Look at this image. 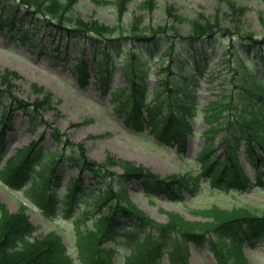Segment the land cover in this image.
<instances>
[{
    "label": "trees",
    "instance_id": "16d2710c",
    "mask_svg": "<svg viewBox=\"0 0 264 264\" xmlns=\"http://www.w3.org/2000/svg\"><path fill=\"white\" fill-rule=\"evenodd\" d=\"M77 1L0 0V30L10 31L22 39L29 37L32 42L40 35L56 50L70 39L86 40L97 67L96 87L103 95L109 93L113 109L121 113L124 126L135 133L147 131L159 143L174 146L178 153L186 151L188 136L195 135L191 120L203 122L205 127L196 133L203 140L202 149L196 156L199 170L195 175L188 171L183 177L164 179L142 165L111 155H107L103 163H96L87 156L83 145L64 141V133L53 131L59 141L75 148L77 154L74 157L61 150L42 149L32 141L31 145L22 147L7 159L0 177L12 188L20 189L30 175L31 184L27 189L33 194L36 191L43 194L45 214L53 216L56 212H64L73 215L75 221L90 220V227L82 225L83 228L76 229L77 246L85 253L86 264H116L102 244L117 240L115 231L121 221L135 228L151 227L157 231L135 241L124 264H157L155 260L162 253L166 254L169 264H188L190 244H206L220 264H248L241 252V244L255 246L264 238V213L258 215L246 207L224 210L213 206L195 211L203 222H187L177 214H170L168 222L161 225L129 204L126 189L134 181L141 182L143 192L149 197L164 195L173 202L183 200L184 190L194 192L198 189L202 177L209 179L212 186L241 190L254 181L264 185V171L260 166L264 162L263 17L260 16L259 33L245 31L240 26L245 10L229 2L227 13L219 11L211 17L198 14L195 19H185L176 7L168 6L163 23L145 24L137 16L129 26L110 27L96 19L85 21L73 14ZM95 2L99 5L107 3L104 0ZM111 2L120 21L131 0ZM139 7L152 12L154 0H143ZM219 40L226 44L216 46ZM159 49L162 52L157 56ZM216 50L221 54L213 64L210 58ZM113 51L122 55L121 60L112 59ZM248 53L258 55L260 65L254 59L252 64L247 62ZM156 61L157 71L150 74L152 62ZM115 66L120 67L126 81L118 90L110 87V69ZM78 67L83 87L88 84L87 67L84 61ZM151 77L156 79L154 86H149ZM19 78L11 70L0 71V158L5 133L12 127L13 112L25 116L27 132L31 133L40 125L43 111L52 110V93L35 84L31 85L38 96L35 102L18 97L15 82ZM202 79L208 84L202 83ZM201 86L219 89L216 98L201 104ZM88 121L71 125V128ZM223 131L225 137L219 143L225 151L219 154L215 141ZM241 154L256 168L255 180L245 177L240 167ZM54 159L77 169V176L66 182L60 206L56 205L60 176L54 172ZM83 176H88L84 186ZM90 185L97 186L96 193L87 200L84 194ZM74 210L79 211L74 215ZM35 232L25 207L12 214L0 201V264L74 263L58 233L35 238ZM212 232L217 233V238L214 236V240H209ZM169 233L181 236L182 253L164 251ZM158 264H161L160 260Z\"/></svg>",
    "mask_w": 264,
    "mask_h": 264
},
{
    "label": "rangeland",
    "instance_id": "374dc122",
    "mask_svg": "<svg viewBox=\"0 0 264 264\" xmlns=\"http://www.w3.org/2000/svg\"><path fill=\"white\" fill-rule=\"evenodd\" d=\"M95 1L100 0H78L73 6V14L85 21L93 18L110 27L117 24L125 27L129 26L133 17L137 16L141 17L145 24L150 22L153 24L163 23L166 18L165 8L168 6L176 7L185 19H195L198 14L211 17L218 14L219 11L220 13H227V3L230 2L245 10L240 22L241 28L245 31L259 33L261 31L260 16L264 19V2L262 0H154L155 8L152 12L142 10L139 7L143 0H131L120 21L117 20V12L111 2L113 0H104L107 3L100 5ZM12 39H16V41ZM25 44L26 47L34 46V48L28 47L29 49L24 51L21 47ZM225 44V41L219 40L216 46ZM54 48V45H51L45 37L40 35L32 42L28 37L21 39L10 32H0V71L11 70L19 75L20 78L15 82L17 96L26 102H35L38 96L33 93L32 84L39 88L42 87L47 92L52 93L53 96L52 110L43 111L42 119L39 121L41 122L40 125H37L31 133L27 132L28 125L25 116L13 112L10 122L12 127L5 133L6 136L4 137L5 146L0 158V170L5 168V162L11 155L16 154L17 150L22 149V147L31 145L32 141H36L42 149L51 152L61 150L63 154L66 153L74 157L77 154L75 148L64 143L65 140L73 145H83L87 156L96 163H103L107 155H111L117 159L133 161L139 166L142 165L164 179L183 176L189 167L191 169L198 168L199 164L195 160V156L202 145V138L198 135L189 138L185 153L177 154L174 147L157 143L147 132L135 133L124 126L121 113L113 109L109 93L103 95L100 93V89L96 87L97 67L91 59V47L86 40L70 39L67 43L60 44L59 49ZM161 51L162 49H159L157 55ZM220 54V50H216V53L211 56L210 59L213 64L217 63ZM121 56L117 52H112V59L116 62L121 60ZM253 59L260 65L258 55L247 54L245 57V60L251 64ZM82 61L87 67L90 78L89 83L83 87L78 72V66ZM152 64L153 67L149 71L154 74L157 71L156 62H152ZM110 71L112 89L123 88L126 81H124L120 67L115 66ZM215 80L220 81L219 78H215ZM202 83L208 84L205 80ZM149 84L150 86L156 84L155 77L150 78ZM226 87L229 88L230 86L226 84ZM218 91L219 89L213 87L201 86L199 92L201 104L215 99ZM84 120L89 121L71 128V125L81 123ZM204 125L200 120H191V126H193L195 133L202 130ZM53 131L64 133V141H59L54 137ZM225 133H221L215 142L217 152L220 154L224 153L225 150V147L219 144L224 139ZM240 156V167L243 168L245 177L255 179L256 168L249 165L243 154ZM53 164H55V174L60 176L56 194V205L60 206V200L67 188L66 182L69 178L77 176V169L66 163L59 164L56 159H54ZM260 166L264 169V163H260ZM112 170L122 173L116 168ZM87 177H82L83 186L87 185ZM34 182L38 184L37 179ZM201 182L200 188L194 192L184 190L182 201L170 202L163 195L149 197L143 192L141 182L135 181L127 186V199L129 204L134 205L152 222L161 225L168 222L170 214H177L187 222H203L201 216L195 211L213 206H218L224 210L246 207L257 211L258 214L264 212V187H257L252 184L243 192L228 186H210L205 177L202 178ZM30 184V175L24 182L25 187L23 186L21 189L12 188L5 178L0 177L1 203L12 214L21 212L22 208L25 207L26 214L36 229L35 238L45 237L49 233H58L63 239L68 254L74 261L73 264H86L88 261L86 255L77 246L76 229L78 227L83 228L82 225L90 227V220L75 221L73 215L68 216L64 212H56L53 216L45 214V197L37 191L34 194L29 191L27 188ZM95 186L90 185L85 191L84 195L87 200L95 196L97 187ZM115 190H118L117 185ZM78 211L74 210L73 214L78 213ZM119 226L115 231L117 240L107 241L103 244V248L111 254L108 257L115 260L116 264H124L135 241L141 240L144 235L157 233L154 228H135L125 221H121ZM169 234L164 242V251L175 252L177 250L178 253H182L181 236L176 233ZM216 234V232H212L209 240H214V236L217 238ZM242 252L248 264H264V238L255 247H249L246 243L242 244ZM188 255V264H220L219 258L206 245L190 244ZM159 260L161 264H169L165 253H162L160 258H156L155 263L158 264Z\"/></svg>",
    "mask_w": 264,
    "mask_h": 264
}]
</instances>
